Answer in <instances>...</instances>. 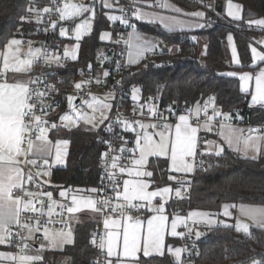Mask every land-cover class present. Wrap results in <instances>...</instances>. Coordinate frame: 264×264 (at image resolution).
<instances>
[{"label": "snow or ice", "instance_id": "snow-or-ice-1", "mask_svg": "<svg viewBox=\"0 0 264 264\" xmlns=\"http://www.w3.org/2000/svg\"><path fill=\"white\" fill-rule=\"evenodd\" d=\"M133 4L132 17L136 20L156 22L159 20L165 28L168 30H174L177 24L183 23V21L177 20L175 17H164L158 13L145 12L139 7L140 0H131ZM202 7L211 8L210 5H204L203 0H199ZM60 0H53V4H59ZM101 7L104 9H112L113 3L111 0H100ZM160 8L170 9L174 12L180 13L181 10L178 7L169 5L168 3L161 0L157 5ZM151 7V5H149ZM28 11L33 13L37 17V23H40L41 16L40 9L29 8ZM53 11L50 7H45L42 9L43 13H49ZM55 11L59 15L61 21L74 20L77 17L82 16L85 13H91V18L94 19L95 3H70L64 2L62 7H57ZM119 11L122 13L120 16L107 15V19L110 21H119L126 28H130L131 32L129 35V40L132 42H127V55L129 58V64L139 63L140 59L143 58L144 54L151 51L155 44L153 41L149 40L146 36L139 34L137 27L134 23H131V17H129L123 8ZM242 6L233 4L232 0H229L227 5V16L231 17L233 20H241ZM193 17L199 20H204V23H196L194 26L203 28L208 24L206 13L197 11L191 14ZM22 21H26V17L21 18ZM31 22V21H27ZM249 27L253 24L259 28L264 29V18L256 19L253 21H248ZM53 29H55V22L52 23ZM91 28V24L88 20H84L79 23L75 28V38L80 40L83 33L87 32ZM68 30L61 28L60 35L66 36ZM101 40L110 39L111 34L104 32L101 35ZM229 42L232 41V36L228 37ZM119 43V41H117ZM258 43H264V41H258ZM22 41L18 39H12L6 45V50L0 53V60H2V68H0V245L6 246H16L19 252L5 253L0 252V260H8L17 262V264H36L37 261L42 259L39 255H27L26 251L29 245L26 243L27 240L34 237V232L40 231V218L45 214L48 216V220L45 224H50L53 222L52 218L57 213H54V206L60 208H66L68 213H75L84 209H90L97 213H103L105 210H110L113 213H119L120 218H108L106 217L103 221L104 228L108 230L106 236L100 237V242L97 245L101 250L106 249L108 257H112L114 254L119 256L118 249L122 247L123 255L125 257H131L136 259L137 252L143 250L145 257L150 256L153 252L163 255L164 254V233L168 228V217L164 215L165 207L164 204H160L158 207L148 208L149 211L158 213V215H152L146 219L134 218L131 214L132 212H140L147 205H151L152 201L156 197H161L162 199L170 194L173 190L170 187H164L162 189H157L155 191H148L150 184L148 181L142 179L143 177H152L153 172L147 171L146 167L149 163V157H165L170 161V170L179 173H190L194 167V159L197 155V145H198V132L200 131L199 126H193L190 123L191 114L194 112L197 121L199 120L200 113L203 112L207 117V122L205 123L204 130L211 131L210 122L215 119L216 116L224 115L225 119L230 117L227 114H222L218 112L215 108V98L209 97L207 101L201 106L197 102L193 109H188L185 114H180L178 120L175 124L168 123L166 118L163 123L160 124H145L139 121L129 122L126 120H121L119 117L116 119V123L122 126L123 131H136L134 124L138 125L139 129L143 131H138L135 138V147L128 149L124 146H120L118 151L120 155L113 156L111 161V169L115 170L119 168V174H127L133 179L123 180L122 191L119 187V181L117 180L116 173L107 172L106 164V174L109 181L112 183L111 191L115 193V196H107L105 199H95L93 196H82L74 194L71 197V206L57 205L56 201L52 199V192H43L39 195L34 194L32 191L27 190L25 187V180L28 184L34 182V177L31 172L25 174L23 169L19 167L20 163L23 162L30 164L32 166L37 165L36 159H28V156L35 155L43 159V165L47 167L49 165V159L45 157H52L54 148V163L62 164L64 162V157L66 156V147L68 141H57L53 144L46 135V129L41 125L47 124L48 122L42 120L41 116L35 115L36 112V102L43 103L45 99L46 92H37L30 85L40 83L39 78L36 80H29L28 82L17 81L14 83H9L7 80V73L12 72H29L33 63L39 60L41 57L38 55L40 49L29 50L28 58H21L20 55V45ZM78 47V45H77ZM252 58L254 61L264 62V51H258L255 47L251 48ZM232 54L234 61L239 64V59L237 57L236 48L233 46ZM65 57H71L73 60L77 59L75 50L70 51L65 48ZM46 62L56 63L57 66H62L59 63V57L52 56L49 57L47 53L44 54ZM254 66V65H253ZM109 73L104 72V76L107 77ZM229 76H236L237 73H228ZM254 78V89L251 94V103L253 105H264V68H261L254 77L250 73L239 74V80L241 81L240 90L244 93H249L251 87V81ZM83 82L76 83L74 87L76 89H81ZM54 91V86H53ZM33 96H35V101H32ZM139 98V90L133 89V94L131 99L137 101ZM69 106L74 112H76L77 119H73L70 115H63L61 117L62 121H67L68 124L77 125L78 119L83 120L87 124H91L96 127L95 115L89 116L87 113H82L76 111L73 101L74 97L69 96L68 98ZM112 99H115L113 96ZM87 107L92 108L93 113L100 111L101 120L100 123L103 124L105 120L109 119L107 113L112 110V105L106 102L98 101V98L92 96L91 101H83ZM51 107V106H49ZM141 115L144 112V105H141ZM211 107L212 116H208V109ZM39 111L42 114H46V110L41 107ZM171 112L172 109L170 108ZM147 112L150 116H159L158 110L155 105H150L147 107ZM27 120L35 121V124L27 123ZM68 124L64 126L67 127ZM52 127H57L56 124H52ZM224 129V125L220 126ZM147 129H154L156 131L149 133ZM38 130V134H37ZM109 132L113 131L112 125L109 124L107 127ZM259 129H249L250 133L258 132ZM242 129H235L232 127L227 128V132H220L221 137L226 141L229 148H233L237 152H243L244 157L248 159H257L260 152V141L264 140V136L260 135H249L248 137H242ZM33 136L35 137L33 139ZM158 137V139H156ZM123 141V144L128 143L123 137H119ZM108 145L109 152L117 151L113 147L111 141H104ZM209 143V142H205ZM26 145V147H23ZM243 145V147H241ZM138 151L139 157L134 158L131 161L132 166L128 167L120 163L125 152L136 153ZM249 151L255 153L249 156ZM109 152L104 153L105 160L109 156ZM224 152L223 146H219L215 151V155L220 156ZM48 172L39 173V175H49ZM174 179V177H170ZM37 188H40V184H36ZM19 191L22 195H15ZM91 193H99L102 190L90 189L87 190ZM68 193L66 191H61V197H67ZM175 196L182 198L181 189H175ZM47 197L48 204L47 210L45 212V200ZM117 200L118 202L113 205L112 201ZM122 200L123 203L119 201ZM142 202H146L142 203ZM39 207H36V204ZM230 206L225 205V216H230L231 213L228 211ZM245 214L249 215L257 224L258 227L264 228V207L260 208H248L241 209ZM31 213L30 217L24 214ZM210 214L193 212L189 214V217H200L201 219H206V222L211 225L214 223L213 220L208 218ZM33 221H35V227L33 226ZM59 222V221H57ZM195 222V221H194ZM179 226L187 227L185 218L179 216L175 217L171 221V235L173 237L183 236V233H179L177 228ZM227 226V225H226ZM20 228L22 231L13 232V228ZM236 230L238 232L242 231L245 234H249V228L247 225H241L237 223ZM191 229L189 232L191 233ZM28 234L25 235L24 233ZM44 237L51 241L55 245V234L50 235L47 226L44 227ZM60 235H64L60 232ZM196 237H200V233L197 231L195 233ZM71 231L67 233L64 239V243H71ZM93 244H96V239L92 240ZM43 248V245L41 246ZM186 251L182 248H168L170 255L175 257L176 264H180L181 254ZM109 264H112L109 261ZM254 264H264V261H254Z\"/></svg>", "mask_w": 264, "mask_h": 264}, {"label": "trees", "instance_id": "trees-1", "mask_svg": "<svg viewBox=\"0 0 264 264\" xmlns=\"http://www.w3.org/2000/svg\"><path fill=\"white\" fill-rule=\"evenodd\" d=\"M174 1L189 10L202 8L198 0ZM234 1L243 5L241 21L230 20L222 13L209 9L206 18L211 26L200 31H168L157 23L135 19L139 30L158 36L168 50L158 48L153 59L143 60L134 66L126 77V86L129 89L139 88L144 101L152 100L153 104L176 107L183 112L193 109L197 102L202 106L209 97H214L218 111L227 114L233 121L243 119L244 125L251 124L258 128L264 126V109L250 106L249 94L240 90L239 79L220 74L228 69L255 70L257 66H252L251 44L264 36V29L249 27L246 22L264 18V0ZM45 2L47 0H0V53L14 36H23L31 41L40 40L42 33L36 22L37 17L28 9H36L38 4ZM104 16L103 13L99 14L94 32L81 40L77 59L59 71L72 75L80 67L91 63L99 67V54L113 47L112 42L100 40L99 31L102 28L111 30L114 39H117L121 31L120 23L110 24ZM22 17L27 20L22 21ZM229 34L234 36L240 66H235L231 61L227 44ZM193 35L207 37L204 53L200 52V46ZM58 36L60 37L59 33ZM40 48L42 51L41 46ZM101 99L104 98H98ZM133 102L125 101L124 105L129 110ZM106 122L107 120L96 129L76 128L66 133V139L70 142L66 164L52 168L51 185L45 187L39 182L44 185L45 192L50 191L56 199L63 200L74 194H97L87 190L99 188L101 172L98 157L104 150L100 137L107 135ZM60 136L62 133L58 128L49 131V139L54 140ZM166 164L167 161L163 159L150 160L153 179L158 185H176L174 179H170L172 176L164 169ZM193 176L190 197H173L168 204L170 211L185 212L194 208L219 210L224 202L264 204L263 157L248 159L229 148H224L220 156L203 153L197 157ZM61 191H66L67 197H61ZM178 205L185 209L178 210ZM143 210L142 216L146 213V209ZM81 216L75 229L73 244L66 246L63 251L46 253L44 258L47 263L90 264L91 258L96 254L91 232L99 218H87L85 213ZM196 239L199 255L193 264H254V261H264V228L258 226H252L249 234H245L238 232L234 225L217 224L208 226ZM61 256H68V262L62 261ZM141 264L176 263L165 255L143 257Z\"/></svg>", "mask_w": 264, "mask_h": 264}, {"label": "built area", "instance_id": "built-area-1", "mask_svg": "<svg viewBox=\"0 0 264 264\" xmlns=\"http://www.w3.org/2000/svg\"><path fill=\"white\" fill-rule=\"evenodd\" d=\"M122 8L125 10V13L131 17V23L135 24V18L132 17V8L133 4L131 0H121ZM140 4V3H139ZM62 6V0H60L59 4H53V0H47L45 3H40L37 5V8L41 10V16L39 19L41 22L39 23V30L42 33V37L38 42V45L42 47L41 58L35 61L34 67L32 69V74L30 80H36L39 78L40 83L30 85L37 92H46L45 99L43 103L36 102V112L35 115L41 116L42 120L47 121V124L41 125L46 130L50 131L54 128L52 124H56L58 128V123L62 115L66 113H76L69 106L68 97H74L73 105L78 112L87 113L88 107L86 104H83V101H91L92 96H96L97 98L109 99L112 102V110L109 113V119L106 122V128L109 124L112 125L113 131L109 132L106 129L107 135L100 137V142L104 145V150L101 155L98 157V165L100 168V184L98 190L100 191L95 195L96 199H105L107 196H115V193L111 191L112 183L109 181L108 176L106 174V164H107V172H115L117 176V180L119 181V187L122 191L123 188V180H125V174H119V168L113 170L111 169V161L113 156L120 155L118 149L120 146H124L128 149H132V140L129 136L130 131H123L122 126L116 123L117 117L121 120H126L129 122H135L137 119H145L152 121L159 120H172L175 121L178 119L180 114H185L186 112L180 111L176 107H161L159 103H155L156 109L159 116L153 117L150 116L147 112V108H144V112L141 115V107L140 106H131L128 110L124 105L125 101H132L131 97L133 94V89H129L126 85V77L127 75L133 71L134 66L129 64L127 60V42H129V33L131 32L130 28H126L124 25L121 26V31L119 36L113 43V47L111 50L100 53L97 62L99 67H95L94 64H89L86 67H80L74 74L69 75L59 71V69L70 65L74 60L69 56H64L65 48L68 49L67 43L62 41V39L58 36V24H59V15L55 11L57 7ZM139 6V5H138ZM45 7H50L53 11L49 13H43L42 9ZM36 8V9H37ZM210 10L216 11L215 4H211ZM208 24L205 26V29H208L211 26V22L207 19ZM56 23L55 29L52 27V23ZM136 25V24H135ZM119 41V43L117 42ZM24 45L31 46L32 41L30 39H24ZM47 53L49 57L56 56L59 57V63L62 66H57L56 63H47L44 58V54ZM155 52L148 54L144 60L148 61L153 59ZM107 71L109 75L107 77L104 76V72ZM83 82L81 89H76L74 85L76 83ZM54 86V91H53ZM115 99H112V97ZM35 101V96H33L32 101ZM51 106V107H49ZM43 107L46 110V114H42L39 109ZM172 109L170 112L169 109ZM218 111V110H217ZM220 112V111H218ZM212 109H208V116H212ZM190 121L193 123L201 124L203 122H207V117L203 112L200 113L199 120L197 121L195 113L191 114ZM243 119L233 121L232 119H225L224 116L219 115L216 116L214 120L210 123L213 127H217L223 123L227 124H243ZM27 123L35 124V121H30L26 119ZM261 126L260 128H263ZM38 134V130H37ZM119 137H123L128 141L126 145L123 144V141L119 139ZM35 137L33 136V139ZM104 141H111L113 147L117 149V151L109 152L108 145L104 143ZM205 141V136L202 134L199 137V142L197 145V157L204 153L203 143ZM26 147V145H24ZM109 152V156L107 160H105L104 153ZM132 153L125 152L123 154V158L120 161L121 164L126 165L131 158ZM38 167L44 166L43 159H37ZM26 169V168H25ZM164 169L167 170L168 167L164 166ZM193 175L189 177H185V175L178 173L176 175V180L181 184V196L182 197H190L192 191V180ZM37 182H33L32 184L25 185L27 190L32 191L34 194L39 195L44 191L43 186L40 188L36 187ZM15 195H22L21 192L17 191ZM45 200V212L47 210L48 199L44 197ZM118 201L113 200L112 203L115 205ZM57 205H65L71 206V197H68L62 201H59ZM36 207H39V204H36ZM184 207L181 205L177 206L178 210H182ZM185 209V208H184ZM54 215L52 220L53 222L50 224H45V222L49 219L45 214L40 218V231L38 234L26 241L29 246H42L45 249H49L51 247V243L48 239L44 237L41 233L42 229L45 226L48 227L49 230L52 231H66L70 228L71 224V214L66 211V208H60L58 206H54L53 208ZM133 216H142L144 214V210L142 209L140 212H132ZM25 216L30 217L31 213L24 214ZM108 217H119V213H113L110 210H105L103 213H99V222L95 225L91 232L92 240L96 239V244H93L96 249V254L91 258L90 264H106V255L105 251L101 250L97 245L100 242V237L106 236V229L104 228V219ZM59 221V222H57ZM33 226L35 227V221H33ZM13 232L22 231L20 228H13ZM25 235L28 233L25 232ZM183 246L186 249L184 253V257L180 264H193L195 258L199 255V246L197 243L196 235L193 232L186 233L184 236ZM14 253H18L19 249L16 246H9ZM38 264V263H36Z\"/></svg>", "mask_w": 264, "mask_h": 264}, {"label": "crops", "instance_id": "crops-1", "mask_svg": "<svg viewBox=\"0 0 264 264\" xmlns=\"http://www.w3.org/2000/svg\"><path fill=\"white\" fill-rule=\"evenodd\" d=\"M160 2H161V0H140L139 7H141L142 10L145 11V12L158 13L159 15H162L164 17H169V18L175 17L177 20L183 21V23L177 24L175 26V29L174 30H171V31H200V30H202L204 28V27L203 28H199V27H195L194 26L196 23H204L205 22L204 20H199L196 17H193L191 15H185V14H191V13H195L197 11H200V12H205L206 13V16H207V11L209 10V8L202 7V8L196 9V10H189V9H186V8L182 7L181 5H179L174 0H164V2L168 3L169 5L178 7L181 10L180 13H177V12H174V11H172L170 9H164V8L158 7L157 5ZM228 2H229V0H203V4L204 5H210L211 6V4L214 3L215 4V9L217 8V4L218 3H221L220 7L222 9V12H220V13H222L226 17H228L227 16V5H228ZM232 3L242 6L241 17L243 19V5L240 2H237V1H234V0H232ZM149 5H151V7H149ZM216 11H217V9H216ZM228 18L230 20H233L231 17H228ZM256 19H262V18H254V19L247 20L246 22L248 24V21H253V20H256ZM241 20H239V21H241ZM138 21H140V20H138ZM142 22H147V21H142ZM117 23H120V22L117 21ZM149 23H157V24L161 25L163 28H165L164 25L159 20H157L156 22H149ZM59 24H58V32H59ZM120 25L123 26V24H121V23H120ZM252 26L257 27L254 24ZM165 29L168 30L167 28H165ZM137 30H138V32H139L140 35L146 36L149 40L153 41L154 44H155V47L151 51L146 52L144 54L143 58L140 59V61H139V63H140L141 61H143L145 59V57L148 54L155 52L159 47H161L163 45V41L158 36H155V35H152V34L143 32V31L139 30L138 28H137ZM168 31H170V30H168ZM229 35L232 36V41L231 42H229V40H228ZM229 35L227 37V44H228V48H229V51H230L231 61H232V63L235 66H240L241 61H240V56H239V52H238L237 46L235 44L234 36H233V34H229ZM12 39H18V40L22 41V44L20 45V55H21V58H28V54H29L30 48L33 49V50L36 49V48H39L41 50L40 46L38 45L37 39H34V40L32 39V45L31 46L24 45V39L25 38L23 36H14L10 40H12ZM193 39L198 42V44L200 46V52L204 53L205 50H206V47H207V42H208L207 41V37L204 36V35H200L199 37L193 35ZM63 40H65V39H63ZM115 40L116 39L112 38L110 41H105V42H112V43H114ZM258 41H264V36L261 37L260 39L256 40V41H253L252 44H251V48L252 47H255L258 51H264V43H258ZM65 42H67V41L65 40ZM129 42H132V41L129 40ZM233 46L236 48L237 57L239 59V64H237L234 61V59H233V54H232V48H233ZM163 48H165V47L163 46ZM5 50H6V48L4 49V51ZM127 60L129 61L128 55H127ZM139 63L132 64V65L133 66H136ZM34 64H35V62L33 63L32 67H31V70L29 72H12V71H9L7 73V80H8V82L9 83H14V82H17V81L28 82L30 80V78H31L32 69L34 67ZM252 66L253 67H256L257 66V67H256L255 70H253V69H251V70L228 69V70H225V71L221 72L220 74L225 75V76H228V77H234V78H238L239 79V74L250 73L254 77L256 74H258V72H259V70L261 68H264V62L254 61L253 60ZM0 68H2V60H0ZM228 73H237V75L236 76H229V75H227ZM250 83H251V87L249 89V93H245V94H249V104H250V106H252V107H260L261 109H264V105H253L251 103V94L250 93L254 89V83H255L254 78H253V80ZM240 84H241V81H240ZM144 102H147V103H144ZM148 103L149 104L152 103V100H147V101L137 100V101H134L131 106H141V105H144L146 107V105H148ZM215 108H216V110H218V108L216 106H215ZM210 109H211V107H210ZM142 120H145V119H142ZM177 120H175V121L167 120V122L168 123L175 124L177 122ZM149 121H152V120H149ZM153 122H155V121H153ZM163 122H164V120L163 121L162 120H159V121H156L155 123L156 124H160V123H163ZM190 123H192L193 126H199L200 127V131L198 132V137H200V135H202V134L205 136V141L203 143V147H204V153H206V154H213V153L215 154V151L217 150V148L219 146H223V148H229L228 145H227V143H226V141L220 135V132L221 131H224L226 133L228 127H232V128H235V129H242L243 132L240 133V135L242 137H248L249 135H253V136H256V135L264 136V127L263 128H258L257 126H252L251 124L240 125V124H227V123H223L221 125H224L225 127H224V129H221V127H220L221 125H219L217 127H213L212 124L210 123L212 130L211 131H206V130H204V127H203L206 122H203L201 124H197V123H193V122L190 121ZM133 126L136 128V131H130V138L132 140V145H133V148H134L135 147L136 133L138 131H141V130H139L138 125L134 124ZM249 129H259V131L258 132L250 133L249 132ZM46 133H47V135L49 137V131L48 130H46ZM58 138H60V137H57L56 139L53 140L54 143L57 142V141H63V140H66V141L69 142L68 139H61V138L58 139ZM156 139H158V137H156ZM206 141L209 142V143H205ZM198 142H199V140H198ZM69 145H70V142L68 143V145H67V147L65 149L66 156L64 157V162L62 164H55L54 163V151L55 150L53 148V155H52V157H47L50 160V162L52 163V168L53 167H63L66 164ZM241 147H243V145H241ZM229 149L235 151L233 148H229ZM235 152H237V151H235ZM237 153L244 157L243 152H237ZM254 154L255 153H253L252 151H249V153H248L249 156H252ZM138 157H139V153L137 151L136 153H134V154L131 155V158L128 161V163L126 164V166L131 167L132 166L131 161L134 158H138ZM260 157H263L264 158V140L260 141V152H259V154L257 156V159L260 158ZM21 159H22V162L20 163L19 167L21 169H23V171L25 172V174H27L28 172H30L29 171V165L30 164L24 163L23 162V158H21ZM28 159H36L37 160V159H39V157L30 154L28 156ZM148 159H149V162H150L151 159H163V160H166L167 161L166 166L168 167V169L166 171L172 177H174V182H175L176 185H174V184L158 185V184H156L155 180L153 179V176L152 177H143L142 179L148 181L149 184H150V187H149L148 191H155L158 188L159 189H162L164 187H170L173 191L170 194H168L167 196H165L163 199L161 197L154 198L151 205H147L146 202H142V203H145L146 204V207H145L146 213H145V215L142 216V217H140V216H133V217L134 218H137L138 217L140 219H146L147 217H150L152 215H158V213L149 211L148 208H154V207H158L160 204H164L165 211H164L163 214L166 215L169 218L168 219V225L169 226H168V228L166 229V231L164 233V249H163L164 254L163 255H160V254H157V253L153 252L150 256L145 257L144 254H143V250L141 249V251L137 252V254H136L137 258L136 259H133L131 257H125L123 255V249L121 247V248L118 249L119 256H117V255L114 254L112 257H108L107 256V253H106V249H105L104 251H105V255H106V264H109V261H111L112 264H141V259L143 257H145V258H149V257H153V256L163 257L165 255L169 256L170 259L172 260V262L176 263L175 257L169 254L168 248L169 247H171V248H177V247H179V248L184 249V246H183L184 240L183 239H184V236L186 235V233H189V229H191L192 230L191 232H193L194 234L197 231L200 234H202L207 229L208 226H213V225H217V224L234 225L236 227L237 223H239L241 225H247L248 228H250V229H251L252 226H257L256 222L249 215L245 214V212H243L241 209L242 208H244V209H248V208H260V207H264V204H242V203L236 204V203H232V202H224V203H222V205H221V207H220L219 210H206V209H197V208H194V209H187L185 212H179V211H177V212H174L173 211L172 212V211H170L168 204L172 200L173 197H176L175 196V189L176 188H180V186H181V184H179V182L176 180V175L179 172H174V171H171L170 170V161L167 158H165V157H159V158H157V157H149ZM196 162H197V155H196V157L194 159V162H193L194 163L193 170L190 173H180V174L185 175V177H189L190 175H193L195 173ZM44 167L45 166H42V167L32 166V168H33L32 175L33 174L35 175V176L33 175L34 182H37V183L39 182L38 178L36 177L37 174L35 173L36 172V169L37 168H44ZM146 170L147 171H152L150 169L149 163H148V165L146 167ZM125 179H133V177H129V176H127V174H125ZM25 185H29L28 182H27V180H25ZM50 185H51V183H50ZM45 187H47V186H45ZM69 197H72V195H70ZM93 197L96 199L95 196H93ZM52 199L55 200L56 203H58L59 201L63 200V199H56L54 196L52 197ZM119 202L120 203H123L122 200H120ZM225 205L230 206L228 208V211L231 213L230 216H225L223 214L224 211H225V208H224ZM193 212L208 213V214H210V216L208 218H210L211 220H213L214 223L211 224V225H209L206 222V219H201L200 217H189V214L190 213H193ZM82 213H85V217H87V218H96V217L99 218V213L94 212V211H92L90 209H84V210H81V211H77V212L71 214V224H70V228L74 224H77V225L79 224L80 219L82 217L81 216ZM177 216H179L181 218H185L186 223H187V227L179 226L177 228V231L179 233H183V236L173 237L170 234L171 233L170 225H171L172 219L175 218V217H177ZM110 218H117V219H119L120 216L119 217H110ZM242 220H244V221H242ZM68 230H66V231H68ZM59 231H61V230H59ZM107 231L108 230H106V232ZM62 232H65V231H62ZM41 233L44 235L43 230L41 231ZM37 234H38V232H34V237ZM72 237L73 236L71 235V237H70L71 240H72ZM74 239H75V232H74ZM50 243H51V241H50ZM56 244L59 245L62 248L56 247V245H53L51 243V247L49 249H45L44 248L45 250L43 251L42 255L45 256L46 253H48V252L50 253L51 251H53V252L63 251L64 248H65V246L70 245L69 243H64L63 241H59V240H56ZM54 247H56V248H54ZM39 248H40V246H29V248L26 251V254L27 255L28 254H30V255L31 254L32 255H37L39 253ZM0 252L14 253V251L9 246H6V245H0ZM184 253H185V251L182 252V254H181V261H182V259L184 257ZM14 254H16V253H14ZM51 255H52V253L50 254V256ZM61 260L68 262L69 258H68V256H61ZM39 262H41L43 264H49V263H47L45 261V258L44 257H43L42 260L37 261L36 263L39 264ZM0 264H17V262L8 261V260H0Z\"/></svg>", "mask_w": 264, "mask_h": 264}, {"label": "rangeland", "instance_id": "rangeland-1", "mask_svg": "<svg viewBox=\"0 0 264 264\" xmlns=\"http://www.w3.org/2000/svg\"><path fill=\"white\" fill-rule=\"evenodd\" d=\"M64 2H70V3H76V4H80V3H87V4H91V3H95V12H96V15H95V18L94 19H92L91 18V13H85V14H83L82 16H80V17H77L76 19H74V20H65V21H61L60 19H59V35H60V30H61V28H65V29H67L68 30V34L66 35V36H61L60 35V37H62L63 39H65L67 42V47H68V49L70 50V51H72V50H75V53H76V56H78V54H79V52H80V47H81V40L84 38V37H86V36H88V35H90V34H92L93 32H94V30H95V23H96V20H97V18H98V16H99V14L100 13H103L105 16V18L107 19V15H115V16H120L122 13L119 11V9L120 8H122V3H121V0H111V2L113 3V8L112 9H104V8H102L101 7V4H100V0H62V6H63V3ZM61 6V7H62ZM84 20H88L89 21V23L91 24V28L87 31V32H84L83 33V35H82V37H81V39L80 40H76V38H75V28H76V26L79 24V23H82ZM107 21H109V23L110 24H114L115 22H117V21H110V20H108L107 19ZM56 24V23H55ZM104 32H108V33H110L111 34V38L110 39H105V40H102V41H110L112 38H113V34H112V31L111 30H108V29H104V28H102L100 31H99V38L101 37V35L104 33ZM100 40H101V38H100ZM69 41V42H68ZM77 45H78V47H77ZM167 45H164V47H166ZM162 47H163V45L161 46V47H159V48H161L162 49ZM170 49H173V46H170L169 47ZM38 55H41V51H40V53L38 54ZM135 89H138L139 90V98H138V100H141V101H143V97H142V93H141V91H140V89L139 88H135ZM96 97V96H95ZM98 101H102V102H106V103H109V104H111L112 105V102L111 101H109V100H107V99H101V100H98ZM144 103H147V102H144ZM150 105H152V103H148V105H146V108L148 107V106H150ZM67 115H70V116H72L73 117V119H77V117H76V113H66ZM105 114H107V115H109V113H105ZM65 115V114H64ZM87 115H89V116H92V115H95V117H96V119H95V124H96V127H93L91 124H87V123H85L83 120H81V119H78V123H77V125H72V124H68V122L67 121H62L61 120V118H60V120H59V123H58V128L60 129V131H61V133H62V136H60V138L61 139H66V133L67 132H69V131H71L72 129H76V128H86V129H88V128H94V129H96L98 126H100L101 125V123H100V120H101V113H100V111H96L95 113H93V110H92V108H89L88 107V112H87ZM63 116V115H62ZM61 116V117H62ZM137 121H139V122H142V123H145V124H151V123H155V122H153V121H149V120H142V119H137ZM65 124H68V126L67 127H65L64 125ZM156 124V123H155ZM139 128V127H138ZM139 130H141V129H139ZM141 131H143V130H141ZM147 131L149 132V133H151V132H154V131H156V130H154V129H147ZM46 135H47V133H46ZM47 137H48V135H47ZM60 138H58V139H60ZM48 139H49V137H48ZM50 141H52L53 142V144H55L54 143V141L52 140V139H49ZM45 158H47V157H45ZM51 170H52V163L50 162V160H49V165L47 166V167H44V168H37L36 169V174H37V178H38V180H39V182H41L42 184H44L45 186H49L50 185V183H51ZM29 171L31 172V173H33V168H32V165H29ZM43 172H48V173H50L49 175H39V173H43ZM34 175V174H33ZM35 176V175H34ZM38 182V183H39ZM43 185V186H44ZM242 221H244V220H242ZM246 222V221H245ZM77 226V224H74L68 231H65V232H63V234L64 235H60V232L61 231H52V230H49V233H50V235H52V234H55V241L56 240H59V241H64V239H65V237H66V235H67V233L69 232V231H71V235L73 236L72 237V244H73V242H74V232H75V227ZM42 230H44V229H42ZM249 230H250V228H249ZM71 243H69V244H71ZM55 245H56V247H59V248H62V247H60L59 245H57L56 243H55ZM56 247H54V248H56ZM66 247V246H65ZM45 249H44V247L43 248H41V246H40V248H39V253L37 254V255H39V256H41L42 257V259H43V255H42V253H43V251H44ZM28 255H30V254H28ZM32 255V254H31ZM41 259V260H42ZM64 262H66V261H64ZM39 264H43V263H41V262H39Z\"/></svg>", "mask_w": 264, "mask_h": 264}, {"label": "water", "instance_id": "water-1", "mask_svg": "<svg viewBox=\"0 0 264 264\" xmlns=\"http://www.w3.org/2000/svg\"><path fill=\"white\" fill-rule=\"evenodd\" d=\"M220 5H221V3H218V4H217V8H216V9H217V12H219V13L222 12V9H221ZM164 50L167 51L168 49L165 48Z\"/></svg>", "mask_w": 264, "mask_h": 264}]
</instances>
